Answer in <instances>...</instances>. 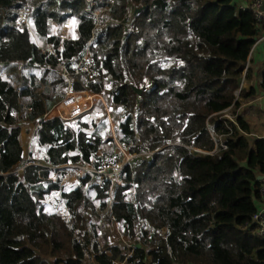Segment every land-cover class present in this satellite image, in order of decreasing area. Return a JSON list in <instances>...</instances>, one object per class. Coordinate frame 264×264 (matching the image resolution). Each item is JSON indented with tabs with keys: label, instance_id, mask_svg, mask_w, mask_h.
Segmentation results:
<instances>
[{
	"label": "trees",
	"instance_id": "16d2710c",
	"mask_svg": "<svg viewBox=\"0 0 264 264\" xmlns=\"http://www.w3.org/2000/svg\"><path fill=\"white\" fill-rule=\"evenodd\" d=\"M107 1L97 0L105 10L96 19L85 0H0V264H264L252 223L264 205V139H251L238 113L256 96L242 80L264 24L233 0ZM25 6L31 29L17 21ZM70 18L78 38L54 36L52 24ZM89 42L100 77H71L73 88L128 109L114 131L133 157L119 184L86 175L65 190L64 166L96 167L115 146L105 116L44 118ZM19 63L62 71L39 95L33 77H6ZM21 113L35 123L27 159ZM54 195L61 209L49 214ZM100 218L119 226L121 245L100 242Z\"/></svg>",
	"mask_w": 264,
	"mask_h": 264
},
{
	"label": "built area",
	"instance_id": "2783aa9c",
	"mask_svg": "<svg viewBox=\"0 0 264 264\" xmlns=\"http://www.w3.org/2000/svg\"><path fill=\"white\" fill-rule=\"evenodd\" d=\"M87 3V7L85 11L91 15H93L96 19L98 15L105 10V7L100 8L97 0H85ZM108 3H113V0H108ZM264 0H253L249 5V9L252 11L254 18L258 24H264ZM245 9V8H242ZM29 9L25 6L18 11L17 21L20 25H29ZM59 37V36H58ZM61 40H65V37L61 35L59 37ZM90 42L87 47L83 50L80 57L72 61L69 65V71H62L64 81L67 83L64 91V95L62 99L57 104L58 112L56 117L59 118L62 123H70L74 121H78L84 119L90 115H92L98 106V102L102 101V94H93L87 90H75L73 88V82L71 77H75L79 79L84 76L89 80H98L100 77V72L95 65L94 58L89 48ZM42 51L51 52V48L39 47ZM249 67V63H246L245 70ZM128 113L127 108L119 109V111L115 114V118L110 123V129L112 133V137L114 139L115 147L119 149L123 159L117 158L118 155L111 152L110 155L104 157L100 164L96 167L86 164H77L73 165V169L78 172L79 177H85L86 175H90L94 179L101 180H109L112 184L120 183V175L123 171L124 165L133 157L130 155L128 151L124 148L123 144H120L117 141L116 134L114 135V127L116 117H125ZM264 180V179H263ZM261 192H263L264 187L260 188ZM252 223L255 226V233L260 237L264 238V205L252 216ZM119 236V234H118ZM120 238L122 241H125L121 235ZM123 246H127L125 242L122 244ZM131 247V246H127ZM132 251H130L131 255ZM128 255V256H130ZM112 264H130L126 259L121 262H114Z\"/></svg>",
	"mask_w": 264,
	"mask_h": 264
},
{
	"label": "rangeland",
	"instance_id": "374dc122",
	"mask_svg": "<svg viewBox=\"0 0 264 264\" xmlns=\"http://www.w3.org/2000/svg\"><path fill=\"white\" fill-rule=\"evenodd\" d=\"M5 71V75L6 77L14 84L17 85L20 83L21 79H27L30 80L31 77H33L35 79V85L37 87L36 93L37 94H42L46 89L47 86L46 84H48L49 82L52 81L53 78L57 79V75L60 77V70H55L52 73H50V75H45L44 72L45 70H39V69H33V68H28L25 66V64L23 63H19L17 64V70L13 73H9L8 71H6V69H3V72ZM41 77H44V79H41ZM80 79V78H79ZM78 79V80H79ZM109 88V86L107 87ZM62 92H64V89L61 90ZM101 98L103 99L102 101L98 102V106H97V110L90 115L89 118L87 119H91V120H98L99 116H105L108 118L109 123H111V121L115 118V114L118 112V108L117 107H109L107 105V103L105 102L104 96L102 95ZM52 109L53 106L49 109L50 112L48 113V117H53L52 115ZM58 112V107L56 106V109L54 111L55 114H57ZM19 124H20V129L22 132V139L26 141V139H28L30 136H32V133H34V127H35V123L28 121L25 119V116L23 113L20 114L19 116ZM115 135V133H114ZM21 139V140H22ZM114 141H113V145H114ZM29 149H30V144H29ZM111 152H113L114 154H117L118 157L117 158H121V152L119 151L118 148H115V146H111L108 145L105 147V150L103 152V156L102 159L108 155L111 154ZM28 150L27 147L25 149V158H28ZM52 179H55V175L52 174L51 175ZM78 172L76 170L73 169H69L68 172H66L63 180H62V184L64 185V189L68 190L73 188L77 183H78ZM92 184H94L92 182ZM94 190L90 187H87L85 189V194L92 198L94 196ZM59 196L58 195H54L49 197L46 201H45V210L47 213L52 214L55 212H58L61 209V203L58 201ZM97 232H98V238L100 240L101 243L103 244H116V245H121V241L120 238L118 236V232H119V226L117 224H114L113 222H106L103 218H100L97 221ZM92 262H90L91 264Z\"/></svg>",
	"mask_w": 264,
	"mask_h": 264
},
{
	"label": "crops",
	"instance_id": "0c3cea01",
	"mask_svg": "<svg viewBox=\"0 0 264 264\" xmlns=\"http://www.w3.org/2000/svg\"><path fill=\"white\" fill-rule=\"evenodd\" d=\"M253 0H233V3L239 8H249V5L252 3ZM31 21L28 26L31 29ZM52 34L54 36H61L63 35L65 39H77L78 38V20L76 18H70L64 21L60 26L56 24H52ZM33 34V33H32ZM33 37L38 43L39 47H47L45 41L42 37L34 34ZM249 63V72L247 79L242 80V84L247 89H254L256 92V96L250 97L244 100L238 109V113L243 116L246 122L249 124L251 129V139H264V92L261 91L260 82L264 75V26L260 32L258 39L256 40L254 46L251 49L250 55L248 57ZM3 69V68H2ZM6 69V68H4ZM62 71V69H60ZM59 102H57L52 109L53 117H48V113L44 117L45 119L54 118L56 114L54 113L56 106ZM35 130V127H34ZM33 130V131H34ZM32 136L28 139H22V132H21V139H22V146L25 151L26 147L29 152V144L31 143ZM64 168L73 169V165L64 166ZM74 170V169H73ZM68 172V170L66 171ZM93 183L100 184L98 179H94ZM262 207L261 204L259 208Z\"/></svg>",
	"mask_w": 264,
	"mask_h": 264
},
{
	"label": "water",
	"instance_id": "95a60500",
	"mask_svg": "<svg viewBox=\"0 0 264 264\" xmlns=\"http://www.w3.org/2000/svg\"><path fill=\"white\" fill-rule=\"evenodd\" d=\"M264 8L262 7V10H263ZM137 11H139V10H137ZM136 11V12H137ZM132 89L134 90V91H136V93L137 94H140L142 91L140 90V89H136L135 87H132ZM264 179V177L263 176H257V180H263Z\"/></svg>",
	"mask_w": 264,
	"mask_h": 264
},
{
	"label": "clouds",
	"instance_id": "9594fccd",
	"mask_svg": "<svg viewBox=\"0 0 264 264\" xmlns=\"http://www.w3.org/2000/svg\"><path fill=\"white\" fill-rule=\"evenodd\" d=\"M246 9V8H245Z\"/></svg>",
	"mask_w": 264,
	"mask_h": 264
}]
</instances>
